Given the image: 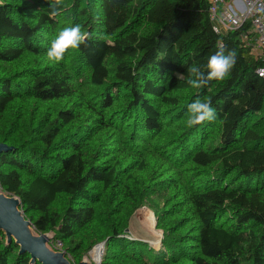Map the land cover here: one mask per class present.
<instances>
[{
	"label": "trees",
	"instance_id": "obj_1",
	"mask_svg": "<svg viewBox=\"0 0 264 264\" xmlns=\"http://www.w3.org/2000/svg\"><path fill=\"white\" fill-rule=\"evenodd\" d=\"M50 11L48 0H0V65L12 67L0 74V142L13 147L0 153V187L20 199L34 230L73 241L100 219L103 203L111 231L106 244L148 253L122 235L129 217L124 205L139 206L129 184L140 180L132 174L118 184V178L138 163L143 185L160 189L165 199L159 227L191 243L197 251L192 264H264V56L254 55L238 32L213 30L209 0H63L59 15ZM75 24L90 39L69 49L62 62L48 61L51 40ZM221 45L237 52L230 75L188 86L187 68L205 65ZM72 57L73 66L90 68L91 85L103 90L91 106L89 129L116 136L131 124L136 139L145 141L144 134L165 137L166 117L184 120L149 170L142 152L125 148L110 157L98 153L91 162L78 144L81 133L65 131L82 115L73 103ZM197 98L211 100L217 119L190 128L187 105ZM118 99L122 109L106 117L104 110ZM217 122L220 143L204 147L206 129ZM124 162L130 164L121 168ZM5 239L0 232V264H31L29 254ZM181 244L170 241L161 256L180 264V252L172 251Z\"/></svg>",
	"mask_w": 264,
	"mask_h": 264
},
{
	"label": "rangeland",
	"instance_id": "obj_2",
	"mask_svg": "<svg viewBox=\"0 0 264 264\" xmlns=\"http://www.w3.org/2000/svg\"><path fill=\"white\" fill-rule=\"evenodd\" d=\"M76 63L74 57L70 60V66L72 68V78H74L72 86L74 89V97L73 103L77 107V109H81L82 115L78 118L71 127H68L65 131L68 134H73L76 131L81 133V141L78 144L83 148V151L88 158L89 161H96L98 153L106 156H114L121 152L122 148L129 150L130 152H142L144 156L150 160L148 161V170L153 164L155 157L163 154V150L161 149L163 145L167 142H170V139L173 138V135L176 134L180 127L183 126L184 120L179 121L177 117H166L165 119V128L164 134L165 137L158 136L156 138H150L148 135L144 134L143 138L145 141H138L137 134L135 133L132 125H123L118 130L122 132L116 136H111L108 133H101L97 129H89L85 125L88 123V119L92 115L91 106L94 104H98V91L100 88L92 86L90 83V68L86 66H82L78 64L73 66ZM107 65L111 71L114 70L115 65L112 60L107 61ZM11 66L0 65V74L1 73H10L12 72ZM112 81V77L110 78ZM100 91H103L102 88ZM115 98L118 97L117 93L113 94ZM121 96V95H120ZM119 96V97H120ZM82 97L84 99H82ZM122 100L118 99L115 101V104L112 107L104 110V114L106 117L112 115L121 108ZM98 106V105H97ZM219 122L215 123L213 126L208 127L206 129L205 135L203 137L204 147L209 145L216 147L219 141V130H218ZM124 132V133H123ZM79 133V134H80ZM85 134V135H84ZM76 139V138H75ZM143 147H140V145ZM129 162H124L121 168H126L129 166ZM147 170V172H148ZM195 170V173L197 169ZM209 171H213L212 169H208ZM134 175L135 178H139L140 185L129 184L132 187L133 192L136 194L137 202L133 204H139L138 207H132L130 204H125L127 201L121 203V206L127 208L128 211V222L126 228L122 230V235H125V240L128 242H132L138 247H143L147 250L148 253L144 255H139L133 249H126L123 245H118L114 242H110L109 244H104L101 248V257L96 260L93 256L94 250L101 246L106 239V236L111 233L108 230V225H106V212L105 206L103 203H100L99 207V216L100 219L95 223L89 225L86 230L83 232V235L77 236L73 239V241L61 243L62 250L56 245V233L51 230L48 234L50 240H54L55 246H51L52 243H49V246L55 250L67 251V258L74 264H78L81 261H87L88 264H102L105 262H112V264H174L170 260L163 258L161 255L162 252L167 250L169 247L168 243L171 241H180L182 244L179 245V251L175 249L174 253L180 252L181 260L180 264H192L191 263V255L197 253L195 249H192L191 243H186L180 238L182 233L174 234L171 231H165L163 227H159L158 223V214L166 209V204L164 203V198L162 197L161 190L158 189L157 193H155L153 189L148 190L143 185V172L138 169V163L133 165V167H129L127 170H123L118 178V184H121L122 181L128 182L129 176ZM140 186V187H139ZM2 190V188L0 187ZM154 193H151L153 192ZM98 193V191H97ZM99 197H103L104 194H99ZM118 198V197H117ZM111 200V206L115 205L118 200ZM124 199V195L120 198ZM106 203H108L109 198L105 197ZM62 207V202H58L54 206L55 211H60ZM167 223V222H166ZM165 224V223H164ZM36 232V231H35ZM37 233V232H36ZM104 236V237H102ZM7 241V239H5ZM65 249V250H63ZM175 254V257H177ZM13 255H11L12 257ZM16 256V255H14ZM13 256V257H14Z\"/></svg>",
	"mask_w": 264,
	"mask_h": 264
},
{
	"label": "clouds",
	"instance_id": "obj_3",
	"mask_svg": "<svg viewBox=\"0 0 264 264\" xmlns=\"http://www.w3.org/2000/svg\"><path fill=\"white\" fill-rule=\"evenodd\" d=\"M51 17L60 14L63 0H48ZM90 39V33L83 30L82 25L64 27L51 40L46 52V58L53 63L63 61L65 53L69 49H78ZM237 62L235 49H227L221 45L218 50L208 57L207 63L202 66L192 65L187 68L188 78L185 81L191 88H201L210 81H223L228 77ZM179 80L184 79V74L177 73ZM217 119L216 110L211 105V100L195 99L187 105V126L194 127L205 121L213 122Z\"/></svg>",
	"mask_w": 264,
	"mask_h": 264
},
{
	"label": "water",
	"instance_id": "obj_4",
	"mask_svg": "<svg viewBox=\"0 0 264 264\" xmlns=\"http://www.w3.org/2000/svg\"><path fill=\"white\" fill-rule=\"evenodd\" d=\"M13 147L0 142V153L12 150ZM0 232L6 236L7 243L14 241L21 254H29L30 263L35 264H74L65 251L55 250L49 246L50 237L46 233H36L33 223L27 219L18 197L9 195L0 189ZM106 243L105 242L101 245ZM78 264H88L81 261Z\"/></svg>",
	"mask_w": 264,
	"mask_h": 264
},
{
	"label": "built area",
	"instance_id": "obj_5",
	"mask_svg": "<svg viewBox=\"0 0 264 264\" xmlns=\"http://www.w3.org/2000/svg\"><path fill=\"white\" fill-rule=\"evenodd\" d=\"M209 18L216 33L238 32L254 55L264 56V0H209Z\"/></svg>",
	"mask_w": 264,
	"mask_h": 264
},
{
	"label": "bare ground",
	"instance_id": "obj_6",
	"mask_svg": "<svg viewBox=\"0 0 264 264\" xmlns=\"http://www.w3.org/2000/svg\"><path fill=\"white\" fill-rule=\"evenodd\" d=\"M101 248H102V246H99V247H97L95 250H94V252H93V256H94V258L96 259V260H98V259H100V257H101Z\"/></svg>",
	"mask_w": 264,
	"mask_h": 264
}]
</instances>
